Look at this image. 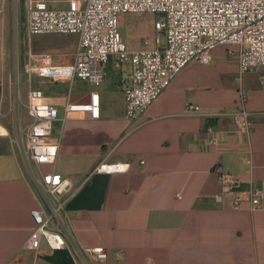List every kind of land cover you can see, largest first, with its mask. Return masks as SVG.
<instances>
[{
    "label": "crops",
    "instance_id": "obj_1",
    "mask_svg": "<svg viewBox=\"0 0 264 264\" xmlns=\"http://www.w3.org/2000/svg\"><path fill=\"white\" fill-rule=\"evenodd\" d=\"M0 15L3 26L9 23L8 47L2 39L3 63L9 54L11 66L9 3ZM23 26L25 52L50 53L57 65L73 63L76 35H29L26 12ZM145 38L134 46L123 36L131 49ZM8 80L3 110L5 81L0 78V131L12 130L11 72ZM129 81L130 66L118 65L115 56L96 89L79 79L71 84L36 80L44 101L59 109L52 134L60 141L59 153L44 170L70 182L74 195L67 209L77 239L107 249L108 259L99 264H264V204L254 208L244 201L234 209V194L222 192L213 172L220 164L245 181L241 189H264V66L241 72L228 47L217 46L209 63L188 64L134 120L125 115ZM95 90L101 94L99 119L82 113L62 121L64 103L88 101ZM241 90L248 94L251 113L248 135L236 132L232 116ZM188 104L200 106L199 113H190ZM213 136L217 143L210 144ZM117 163L130 168L98 169ZM38 205L17 150L0 135V264H77L68 249L37 253L26 247L35 227L31 210Z\"/></svg>",
    "mask_w": 264,
    "mask_h": 264
},
{
    "label": "built area",
    "instance_id": "obj_2",
    "mask_svg": "<svg viewBox=\"0 0 264 264\" xmlns=\"http://www.w3.org/2000/svg\"><path fill=\"white\" fill-rule=\"evenodd\" d=\"M20 1L0 0V14H5L8 3L12 13V130L1 127L0 135L17 150L39 202L31 210L35 227L26 247L37 253L68 249L77 264H99L108 259L109 253L104 246H85L77 239L67 209L74 195L69 180L58 172L44 170L58 157L60 141L52 134L60 116L56 106L44 101V90L36 80L71 84L79 79L96 89L103 85L106 65L115 56L118 65L130 66V81L124 87L126 118L138 119L188 64L209 63L217 46L228 47V56L237 60L241 72L264 66V0H76L65 8L52 7L49 0H22L29 35L78 37L74 61L68 65L54 64L50 53L24 51L20 37L23 24L17 9ZM135 13L155 14V32L143 39L140 47L131 49L123 39L120 17ZM247 102L248 94L241 90L240 104L232 116L236 132L242 135L250 134L252 128ZM62 108V121L82 113L99 119L101 94L95 90L88 101L68 100ZM200 109L187 105L190 113H199ZM208 131L214 132L212 128ZM209 143L215 144L217 139L213 136ZM129 168V164L121 163L98 167L108 172ZM213 172L222 192L234 194V209H240L244 201L254 208L264 204V189H241L245 181L224 171L220 164L213 167Z\"/></svg>",
    "mask_w": 264,
    "mask_h": 264
},
{
    "label": "rangeland",
    "instance_id": "obj_3",
    "mask_svg": "<svg viewBox=\"0 0 264 264\" xmlns=\"http://www.w3.org/2000/svg\"><path fill=\"white\" fill-rule=\"evenodd\" d=\"M76 0H55L54 5L57 7H67L71 6ZM18 18L20 19V23L24 24L25 18V6L23 1L21 0L18 6ZM12 14V13H11ZM8 16V13L5 15ZM9 18V16H8ZM156 16L151 13H135V14H123L121 15V25L120 30L124 36L125 41L129 44L134 43L138 45V41H141L143 37H151L154 34V30L152 28L153 22ZM9 20V19H8ZM9 24L8 21L6 25L3 26L2 16L0 15V78L4 76V90H5V102L3 105V110H6L8 103V86H9V76L11 72V66L9 63V54L5 56V63H3V55H2V39L3 37L6 39V46L8 47V38H9ZM22 26V31L20 27V37L24 38L25 30ZM145 30V34L141 35L142 31ZM141 35V36H140Z\"/></svg>",
    "mask_w": 264,
    "mask_h": 264
}]
</instances>
